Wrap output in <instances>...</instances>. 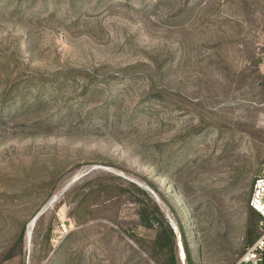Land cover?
I'll return each mask as SVG.
<instances>
[{
    "label": "rangeland",
    "instance_id": "rangeland-1",
    "mask_svg": "<svg viewBox=\"0 0 264 264\" xmlns=\"http://www.w3.org/2000/svg\"><path fill=\"white\" fill-rule=\"evenodd\" d=\"M262 175L264 0H0V264H161L132 183L177 264H234Z\"/></svg>",
    "mask_w": 264,
    "mask_h": 264
},
{
    "label": "trees",
    "instance_id": "trees-1",
    "mask_svg": "<svg viewBox=\"0 0 264 264\" xmlns=\"http://www.w3.org/2000/svg\"><path fill=\"white\" fill-rule=\"evenodd\" d=\"M10 88V87H9ZM7 89L1 96H2V108L4 110H9L8 113H11L13 109L15 111L20 106H15L17 100L23 101L24 96L22 91L17 89L15 86L11 89ZM88 92V89L85 90V93ZM37 101L34 102L36 104ZM50 122H53V118L48 119ZM50 122H47V125L51 124ZM156 174L158 177H161L164 173L161 169L156 168ZM168 177V175H167ZM132 185L140 191L144 199H137L132 198L133 202L137 204V215L139 218V223L142 224L145 227L148 228H154L157 231L156 239H155V249L156 252H160L162 254V260L161 264H177V257L174 252L175 248V233L171 225L169 224L167 218L165 217L164 212L161 210L159 204L151 197V195L143 188L135 185L132 183ZM149 185L153 188V190L159 195L160 200H163L165 203L168 204L169 200L158 191L157 187L150 184ZM123 192H125L124 189H122ZM170 204V203H169ZM172 206V205H171ZM172 208V207H171ZM174 208V207H173ZM174 210V209H173ZM174 213V211H173ZM179 224V228L181 229V236L183 238V243L185 244V251L187 255V259L189 263H192L190 253L187 251V243L186 240L184 241V232L182 231V226ZM19 242L21 244V237L19 239ZM15 253H13V248L8 250L3 260H7L9 258H12Z\"/></svg>",
    "mask_w": 264,
    "mask_h": 264
},
{
    "label": "built area",
    "instance_id": "built-area-1",
    "mask_svg": "<svg viewBox=\"0 0 264 264\" xmlns=\"http://www.w3.org/2000/svg\"><path fill=\"white\" fill-rule=\"evenodd\" d=\"M250 207L261 217L260 234L248 245L234 264H264V175L253 183ZM179 264H187L181 256Z\"/></svg>",
    "mask_w": 264,
    "mask_h": 264
},
{
    "label": "water",
    "instance_id": "water-1",
    "mask_svg": "<svg viewBox=\"0 0 264 264\" xmlns=\"http://www.w3.org/2000/svg\"><path fill=\"white\" fill-rule=\"evenodd\" d=\"M140 186H142L145 190L149 191L151 193V195H153V197L155 198V200L157 201V203L159 204L161 210L163 212H165V215H166V218L169 222V224L171 225V227L173 228L174 232L177 233V225L175 223V221L173 220V218L171 217V215H169L162 207L161 205V200L159 198V196L155 193L154 190H152L148 185H141L139 183ZM56 200V197H54L52 199V202H54ZM46 208L42 209L41 211H39V213L32 219V224L33 226L36 224V221L39 219V217L43 214V212L45 211ZM178 234V233H177ZM27 240H28V243H30L31 241V238H32V231L31 232H28L27 230ZM181 256L183 257V254L181 253Z\"/></svg>",
    "mask_w": 264,
    "mask_h": 264
},
{
    "label": "bare ground",
    "instance_id": "bare-ground-1",
    "mask_svg": "<svg viewBox=\"0 0 264 264\" xmlns=\"http://www.w3.org/2000/svg\"><path fill=\"white\" fill-rule=\"evenodd\" d=\"M29 224H31L32 227H33L32 221H31ZM28 226H29V225H28ZM27 230H28V232H31V230H29V228H28Z\"/></svg>",
    "mask_w": 264,
    "mask_h": 264
}]
</instances>
